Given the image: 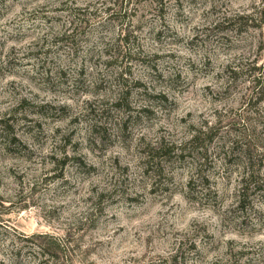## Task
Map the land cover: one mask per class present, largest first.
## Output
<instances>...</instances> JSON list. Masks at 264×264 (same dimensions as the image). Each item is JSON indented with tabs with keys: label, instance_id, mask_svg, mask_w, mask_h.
<instances>
[{
	"label": "rangeland",
	"instance_id": "rangeland-1",
	"mask_svg": "<svg viewBox=\"0 0 264 264\" xmlns=\"http://www.w3.org/2000/svg\"><path fill=\"white\" fill-rule=\"evenodd\" d=\"M251 174L264 0H0V264H264Z\"/></svg>",
	"mask_w": 264,
	"mask_h": 264
},
{
	"label": "trees",
	"instance_id": "trees-1",
	"mask_svg": "<svg viewBox=\"0 0 264 264\" xmlns=\"http://www.w3.org/2000/svg\"><path fill=\"white\" fill-rule=\"evenodd\" d=\"M6 139H7V136H6ZM10 144H11V146H6L7 148L6 149H13V147L16 145V144H18L19 143V141L15 138V137H13V138H11L10 140ZM14 144V145H13ZM252 180H255V181H253L254 183H253V188H252V190L253 191H255V193H262V192H264V189H263V187L262 186H260L259 185V183H258V181H256V178L254 177V174H251L250 176H248V179H246L244 182H243V186H242V188H241V190H240V196H239V204L241 205V207H243L242 205H244L243 203L245 202V196H246V192H248V183L250 182V187H252L251 185H252ZM43 255H45V254H43ZM44 257H46V255L44 256Z\"/></svg>",
	"mask_w": 264,
	"mask_h": 264
}]
</instances>
